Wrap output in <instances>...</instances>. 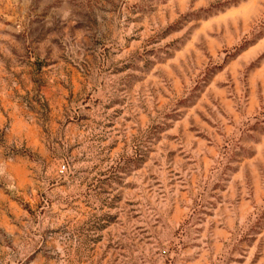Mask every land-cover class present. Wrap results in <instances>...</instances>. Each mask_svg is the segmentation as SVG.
<instances>
[{
  "label": "rangeland",
  "instance_id": "1",
  "mask_svg": "<svg viewBox=\"0 0 264 264\" xmlns=\"http://www.w3.org/2000/svg\"><path fill=\"white\" fill-rule=\"evenodd\" d=\"M0 264H264V0H0Z\"/></svg>",
  "mask_w": 264,
  "mask_h": 264
}]
</instances>
